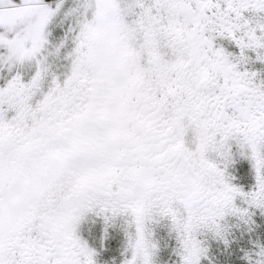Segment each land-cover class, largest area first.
I'll return each mask as SVG.
<instances>
[{
    "label": "snow or ice",
    "instance_id": "1",
    "mask_svg": "<svg viewBox=\"0 0 264 264\" xmlns=\"http://www.w3.org/2000/svg\"><path fill=\"white\" fill-rule=\"evenodd\" d=\"M0 264H264V0H0Z\"/></svg>",
    "mask_w": 264,
    "mask_h": 264
}]
</instances>
